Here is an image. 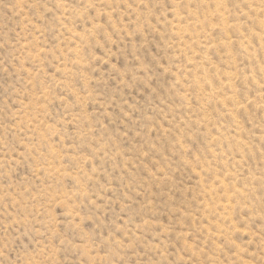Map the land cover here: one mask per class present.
Wrapping results in <instances>:
<instances>
[{
	"label": "rangeland",
	"instance_id": "rangeland-1",
	"mask_svg": "<svg viewBox=\"0 0 264 264\" xmlns=\"http://www.w3.org/2000/svg\"><path fill=\"white\" fill-rule=\"evenodd\" d=\"M0 264H264V0H0Z\"/></svg>",
	"mask_w": 264,
	"mask_h": 264
}]
</instances>
